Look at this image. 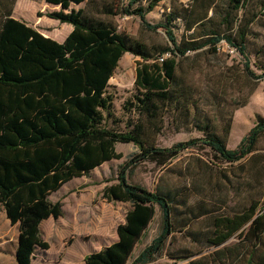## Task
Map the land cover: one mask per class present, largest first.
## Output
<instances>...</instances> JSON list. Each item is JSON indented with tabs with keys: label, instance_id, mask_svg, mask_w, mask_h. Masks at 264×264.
I'll return each mask as SVG.
<instances>
[{
	"label": "trees",
	"instance_id": "trees-1",
	"mask_svg": "<svg viewBox=\"0 0 264 264\" xmlns=\"http://www.w3.org/2000/svg\"><path fill=\"white\" fill-rule=\"evenodd\" d=\"M15 1L0 0V205L10 223L18 227L17 264H32L37 248H49L41 238L40 226L49 218L63 215V204L51 202L50 195L73 179L88 176L104 163L121 159L122 154L116 151L117 143L134 144L140 152L122 166L117 182L106 186L103 196L108 201L129 203L131 208L125 222L117 227L118 240L90 253L84 261L85 264H128L158 206L162 213L161 231L130 264L153 263L163 253L168 238L177 231L173 223L175 196L130 183V169L146 160L165 167L183 150L197 146L210 148L227 163L243 161L256 150L264 135V117L257 118L256 125L237 149L227 147L230 125L225 128L224 136H219L208 123L199 128L203 133L201 138L179 142L171 148L148 146L143 122H136L126 131L104 125V115L113 107L109 82L124 54L139 58L136 94L128 105L138 115L154 118L160 103L176 96L177 57L204 47L216 51L220 42L225 41L242 54L249 69L247 29L240 24L233 31L237 13L249 0H229L223 16L228 33L211 30L203 35L205 40L192 39L182 45L169 27L173 15L168 16L165 24L152 25L146 20L147 14L164 0H123L126 4L121 5V13L138 16L150 29H166L173 48L156 51L118 32L112 24L88 17L83 8L72 7L89 0H45L60 10L39 13V17L46 16L73 27L62 43L15 19ZM113 8L107 6L104 12L116 15ZM250 74L255 77L253 72ZM262 77L264 68L257 78ZM210 213L203 210L190 214L189 218L197 220ZM189 226V223L183 225ZM213 227L207 238L212 246H221L238 235L258 248L264 236V204L255 201L243 212L216 218ZM247 264H253L252 253Z\"/></svg>",
	"mask_w": 264,
	"mask_h": 264
},
{
	"label": "rangeland",
	"instance_id": "rangeland-1",
	"mask_svg": "<svg viewBox=\"0 0 264 264\" xmlns=\"http://www.w3.org/2000/svg\"><path fill=\"white\" fill-rule=\"evenodd\" d=\"M123 4H126L123 0H89L72 7L83 8L88 17L112 24L118 32L142 42L151 51L173 48L166 29H150L138 16L121 13ZM228 4L229 0H164L147 14L146 20L152 25L165 24L171 14L174 18L169 27L178 44L192 39L200 42L211 30L228 33L223 19ZM107 6L114 7L117 14H106ZM57 10L59 6L45 0H16L13 16L58 41L69 28L72 30V25L38 16ZM237 17L233 31L240 24L247 29L249 69L242 54L225 41L220 42L216 51L204 47L177 57L176 96L160 103L157 116L152 118L130 110L128 104L136 94L139 58L126 53L109 82L113 107L110 113H105L104 125L126 131L136 122H143L148 146L162 148L201 138L199 128L204 124L208 123L219 136H224L230 125L227 147L237 149L257 118L264 117V77L257 78L264 68V0H249ZM116 151L122 154L121 159L106 162L88 176L73 179L50 196L51 202L63 204V215L41 224V238L49 248H37L35 264H84L87 255L118 240L117 227L125 222L131 205L108 201L103 191L117 182L122 166L140 149L134 144L117 143ZM129 182L175 196L173 223L177 231L168 238L163 253L150 264H247L251 253L253 264L264 262V236L258 248L238 235L218 247L207 240L216 218L243 212L255 201L264 204V135L256 150L243 161L227 163L210 148L197 146L183 150L165 167L152 160L138 162L129 171ZM203 210L211 213L197 220L189 218L190 214ZM187 223L190 226L183 227ZM161 228L162 213L157 206L155 218L128 264L159 235ZM18 236L17 225L10 223L0 205V264H17Z\"/></svg>",
	"mask_w": 264,
	"mask_h": 264
},
{
	"label": "crops",
	"instance_id": "crops-1",
	"mask_svg": "<svg viewBox=\"0 0 264 264\" xmlns=\"http://www.w3.org/2000/svg\"><path fill=\"white\" fill-rule=\"evenodd\" d=\"M15 19H18V18H16L15 16H13ZM18 20H20V19H18ZM22 21V20H21ZM28 24V23H27ZM29 25V24H28ZM36 29V28H35ZM72 29H73V27H72ZM39 31V30H38ZM72 30H71V28H69L68 29V31L66 32V34H64V37L62 38V40H58V42H60V43H62L64 40H65V38L68 36V34L71 32ZM40 32V31H39ZM42 33V32H41ZM44 36H46V37H50V38H52V39H56V38H54V37H52V36H47L46 34H44V33H42ZM57 193V192H56ZM51 196V195H50ZM50 198V197H49ZM50 219V218H49ZM48 220V219H47ZM46 221V220H45ZM44 222V221H43ZM42 222V223H43ZM16 226V225H15ZM16 247H17V245H16ZM32 264H35V258L33 259V261H32ZM84 264H85V262H84Z\"/></svg>",
	"mask_w": 264,
	"mask_h": 264
}]
</instances>
